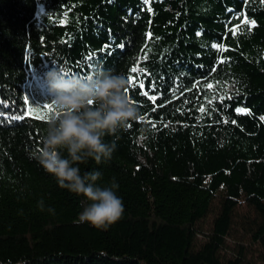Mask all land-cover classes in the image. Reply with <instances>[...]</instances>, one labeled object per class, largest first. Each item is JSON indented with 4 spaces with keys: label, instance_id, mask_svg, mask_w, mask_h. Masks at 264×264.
<instances>
[{
    "label": "trees",
    "instance_id": "trees-1",
    "mask_svg": "<svg viewBox=\"0 0 264 264\" xmlns=\"http://www.w3.org/2000/svg\"><path fill=\"white\" fill-rule=\"evenodd\" d=\"M94 67L133 77L143 117L104 137L110 161L78 165L119 185L107 230L79 223L83 198L29 155L50 119L46 73ZM242 200L264 264V0H0V264H249L245 244L224 253Z\"/></svg>",
    "mask_w": 264,
    "mask_h": 264
},
{
    "label": "clouds",
    "instance_id": "clouds-1",
    "mask_svg": "<svg viewBox=\"0 0 264 264\" xmlns=\"http://www.w3.org/2000/svg\"><path fill=\"white\" fill-rule=\"evenodd\" d=\"M46 85L56 112L47 121L42 146L30 158L54 176L60 188L83 198L79 223L107 230L124 212L115 191L119 185L113 178L110 186L101 187L96 184L102 175L99 171L81 174L78 165L89 158L97 164L110 161L114 145L105 143L104 137L126 130L130 121L143 119L128 95L129 81L103 67H94L85 76L52 68L46 73ZM145 138L141 136V140ZM39 207L44 210L43 200Z\"/></svg>",
    "mask_w": 264,
    "mask_h": 264
},
{
    "label": "rangeland",
    "instance_id": "rangeland-1",
    "mask_svg": "<svg viewBox=\"0 0 264 264\" xmlns=\"http://www.w3.org/2000/svg\"><path fill=\"white\" fill-rule=\"evenodd\" d=\"M223 192H219L214 200L212 210L199 223V227L203 230L202 234H207L211 230L213 221L221 207ZM258 214L256 210L245 200H242L235 208L233 214V232L228 237L227 248L224 253L227 257H236L239 254L240 246L246 245L245 263L263 264V249L258 241L254 239L253 233L256 229Z\"/></svg>",
    "mask_w": 264,
    "mask_h": 264
},
{
    "label": "snow or ice",
    "instance_id": "snow-or-ice-1",
    "mask_svg": "<svg viewBox=\"0 0 264 264\" xmlns=\"http://www.w3.org/2000/svg\"><path fill=\"white\" fill-rule=\"evenodd\" d=\"M244 23H249V24H250L251 26H253V27L255 26V21H248V20L245 19ZM237 30H238V29H236V28L232 29V31H233L234 34L236 33ZM148 35H149V38H151V34L149 33ZM121 47H122V45H121ZM215 47H218V48L220 49V51H224V50H225V49L223 48L222 45H215ZM131 71H132L133 73H136V72L140 71V69H138V68H136V67H133V68L131 69ZM128 81H129L130 84L133 83V82H134V81H133V77L130 76V77L128 78ZM139 87H140V88H143V87H144L143 83H140V84H139ZM144 95L147 96L148 93L145 92ZM149 98H150L151 100H153V101H155V99H156L155 96H151V97H149ZM43 108H44V112H43V115H42V117H41V118H43V119H49V118H50V117H49V113H52V112H55V111H56V109L54 108V106L51 105V104H46V105L43 106ZM201 111H203V109H201ZM237 111L243 113V112H245L246 110H245V109H237Z\"/></svg>",
    "mask_w": 264,
    "mask_h": 264
}]
</instances>
